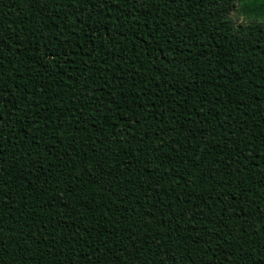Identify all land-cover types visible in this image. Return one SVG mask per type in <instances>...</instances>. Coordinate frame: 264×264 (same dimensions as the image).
<instances>
[{
	"label": "trees",
	"instance_id": "16d2710c",
	"mask_svg": "<svg viewBox=\"0 0 264 264\" xmlns=\"http://www.w3.org/2000/svg\"><path fill=\"white\" fill-rule=\"evenodd\" d=\"M0 264H264V0H0Z\"/></svg>",
	"mask_w": 264,
	"mask_h": 264
},
{
	"label": "rangeland",
	"instance_id": "374dc122",
	"mask_svg": "<svg viewBox=\"0 0 264 264\" xmlns=\"http://www.w3.org/2000/svg\"><path fill=\"white\" fill-rule=\"evenodd\" d=\"M234 18L238 21L241 20V17L239 18L237 15H235Z\"/></svg>",
	"mask_w": 264,
	"mask_h": 264
}]
</instances>
